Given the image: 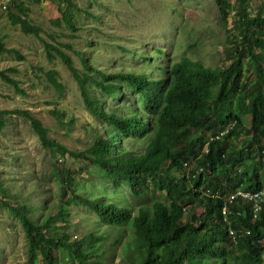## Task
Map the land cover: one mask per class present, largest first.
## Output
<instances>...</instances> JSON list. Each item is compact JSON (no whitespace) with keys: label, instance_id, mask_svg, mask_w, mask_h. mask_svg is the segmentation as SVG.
<instances>
[{"label":"trees","instance_id":"trees-1","mask_svg":"<svg viewBox=\"0 0 264 264\" xmlns=\"http://www.w3.org/2000/svg\"><path fill=\"white\" fill-rule=\"evenodd\" d=\"M50 1L60 9L65 4L60 22L76 29L75 12L80 8L73 0ZM214 1L222 15L234 10L238 33L227 39L223 63L215 67L183 56L171 65H160L162 76L154 77L139 68L103 70L82 56L83 72L64 50L45 43L49 58L60 56L72 72L89 112L99 122L86 151L74 153L51 140L48 128L29 110H0V132L7 115H23L44 147L57 148L63 158L70 154L86 160L100 179L128 187L136 205L128 199L121 205L100 194L77 196L74 171L66 168L59 175L57 170L64 200L87 204L108 228L131 229V235L114 239L115 244L125 240L119 264H264L260 243L264 203L256 210L252 200L237 195L224 215L230 194L264 189V8L252 14L250 0L232 5L229 0ZM12 3L20 12L10 13L13 23L39 37L42 28L31 23L24 1ZM13 51L0 40V52ZM141 58L152 57L144 53ZM55 74L52 70L49 80L61 89ZM0 77L21 90L7 70L0 69ZM73 123L68 122L69 128ZM237 137L241 142L232 143ZM0 190L2 203L24 228L29 264L38 259L67 264L60 260L65 256L70 264H103L105 235L90 232L88 244L71 241L65 202L35 218L38 209L28 196L20 198L1 180ZM149 192L163 194L164 199ZM9 199H14L13 205ZM93 241L100 242L96 249Z\"/></svg>","mask_w":264,"mask_h":264},{"label":"rangeland","instance_id":"rangeland-1","mask_svg":"<svg viewBox=\"0 0 264 264\" xmlns=\"http://www.w3.org/2000/svg\"><path fill=\"white\" fill-rule=\"evenodd\" d=\"M12 1L0 0V40L7 48L15 50L0 52V69L16 77L21 90L0 77V110H29L48 128L51 140L74 153L89 149L99 122L89 112L78 82L61 57L49 58L46 42L64 50L83 72L82 56L87 57L93 67L103 70L139 68L149 76L161 77L160 65H171L183 56L200 60L206 66L222 64L227 39L238 34L234 30V10L231 8L222 15L214 0H73L80 8L75 12L76 29L60 22L63 2L60 9L50 0H20L28 8L31 23L42 28L37 37L26 34L19 24L13 23L10 13L20 15V12ZM229 1L232 5L236 0ZM262 8L264 0H250L252 14ZM144 53L152 57L150 61L141 58ZM52 70L56 71L61 89L49 80ZM96 94L100 95L98 91ZM107 103L114 106L110 98ZM72 119L74 123L69 128L68 122ZM6 121L0 132L1 182L8 183L11 192H18L20 198L28 196L29 203L38 209L33 214L35 218L65 202L70 213L67 231L71 241L85 242L90 232L96 236L102 233L106 237L101 242L102 263L119 264L120 247L125 240L115 244L114 239L124 233L131 235V229L108 228L99 222L98 215L87 204L64 200L57 170L61 171L59 175H63L62 170L66 168L74 171L73 189L77 196L100 194L121 205L127 199L136 205L128 187L100 179L95 167L86 160L75 159L70 154L63 158L57 148L44 147L23 115L9 114ZM240 142L241 137L232 140V143ZM63 159L59 164L58 160ZM149 194L164 199L158 192ZM4 199L0 192V264H29L24 228L2 203ZM9 203L13 205L14 199H9ZM93 245L96 249L100 242L93 241ZM60 260L71 263L66 256ZM34 264L44 262L38 259Z\"/></svg>","mask_w":264,"mask_h":264},{"label":"built area","instance_id":"built-area-1","mask_svg":"<svg viewBox=\"0 0 264 264\" xmlns=\"http://www.w3.org/2000/svg\"><path fill=\"white\" fill-rule=\"evenodd\" d=\"M5 8H7L6 3H5ZM201 170H202V168H199L198 171H201ZM237 195L242 196L244 199L246 198L248 200H252L256 210L261 208V203L264 200V190L263 191H258L256 193H252L250 191H245V190H241L240 189V190L236 191L234 194L230 195L227 198L228 202L224 206V213L225 214L229 212L230 204L232 203L233 199L236 198Z\"/></svg>","mask_w":264,"mask_h":264},{"label":"clouds","instance_id":"clouds-1","mask_svg":"<svg viewBox=\"0 0 264 264\" xmlns=\"http://www.w3.org/2000/svg\"><path fill=\"white\" fill-rule=\"evenodd\" d=\"M197 172H198V171H197ZM199 172H200V171H199ZM238 190H240V189H238ZM238 190H237V191H238ZM241 190H242V189H241ZM263 190H264V189H262V190H260V191H263ZM245 191H247V190H245ZM250 192H251V191H250ZM257 192H258V191H257ZM230 195H232V194H230ZM230 195H229V196H230ZM229 196H228V197H229ZM228 197H227V198H228ZM262 203H264V200H263ZM262 203H261V205H262ZM226 214H227V213H226ZM226 214L224 213L225 216H226ZM247 232H248V231H247ZM229 235L231 236L232 241H235V242L237 241V239H236L237 236H236V233H235V231H234L233 229H230V230H229ZM260 243L264 246V234H263V235L261 236V238H260Z\"/></svg>","mask_w":264,"mask_h":264}]
</instances>
